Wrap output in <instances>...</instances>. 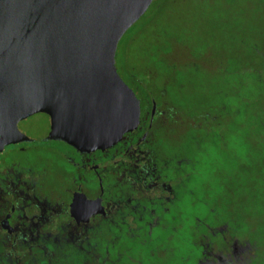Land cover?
<instances>
[{"label":"flooded vegetation","instance_id":"obj_1","mask_svg":"<svg viewBox=\"0 0 264 264\" xmlns=\"http://www.w3.org/2000/svg\"><path fill=\"white\" fill-rule=\"evenodd\" d=\"M148 56L147 69L121 77L141 114L117 144L87 152L31 140L0 152V264H258L262 236L220 216L198 179L209 142H223L216 124L247 110L226 99L223 113L183 114L184 73ZM194 67L188 73L204 75ZM178 115L186 116L184 146L167 140Z\"/></svg>","mask_w":264,"mask_h":264},{"label":"water","instance_id":"obj_2","mask_svg":"<svg viewBox=\"0 0 264 264\" xmlns=\"http://www.w3.org/2000/svg\"><path fill=\"white\" fill-rule=\"evenodd\" d=\"M154 0H0V152L58 139L82 151L134 131L141 106L120 41Z\"/></svg>","mask_w":264,"mask_h":264},{"label":"rangeland","instance_id":"obj_3","mask_svg":"<svg viewBox=\"0 0 264 264\" xmlns=\"http://www.w3.org/2000/svg\"><path fill=\"white\" fill-rule=\"evenodd\" d=\"M147 52L169 71L184 73L178 88L183 114L194 108L223 113L226 99L242 113L247 110L216 124L223 142H209L198 179L200 186L208 182L209 203L220 216L262 236L258 264H264V127L256 123L262 119L264 126L258 78L264 79V0H156L119 43L116 65L126 82L154 63ZM190 65L204 75L188 73ZM252 107L260 109V117ZM177 117L182 122L170 128L167 140L184 146L186 116Z\"/></svg>","mask_w":264,"mask_h":264},{"label":"trees","instance_id":"obj_4","mask_svg":"<svg viewBox=\"0 0 264 264\" xmlns=\"http://www.w3.org/2000/svg\"><path fill=\"white\" fill-rule=\"evenodd\" d=\"M214 208H216V207H214ZM216 211V210H215ZM217 212V211H216Z\"/></svg>","mask_w":264,"mask_h":264}]
</instances>
